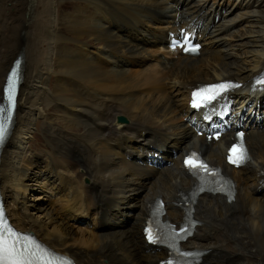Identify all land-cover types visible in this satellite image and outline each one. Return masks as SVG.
<instances>
[{
	"label": "bare ground",
	"instance_id": "1",
	"mask_svg": "<svg viewBox=\"0 0 264 264\" xmlns=\"http://www.w3.org/2000/svg\"><path fill=\"white\" fill-rule=\"evenodd\" d=\"M176 15L202 21L199 58L159 46ZM18 53L23 83L0 158V189L18 229L77 264H154L161 253L138 236L147 204L158 194L171 200L191 181L173 157L160 170L137 160L151 147L203 145L182 119L186 89L230 77L244 84L230 100L237 114L245 108L250 159L229 170L234 202L199 200L202 225L189 247L207 250L199 264H264V86L249 92L264 68V0H0V98ZM38 123L42 135L27 146ZM222 146L208 158L220 163ZM42 183L58 195V209L44 197L28 200ZM81 216L95 227L75 228Z\"/></svg>",
	"mask_w": 264,
	"mask_h": 264
},
{
	"label": "snow or ice",
	"instance_id": "2",
	"mask_svg": "<svg viewBox=\"0 0 264 264\" xmlns=\"http://www.w3.org/2000/svg\"><path fill=\"white\" fill-rule=\"evenodd\" d=\"M185 50L195 51L196 49L191 48ZM16 79L17 73L16 70L13 69L11 75L8 77V87L5 89L9 104L8 120L11 119V109L14 107V86ZM257 83H264V81H257ZM234 86L235 85H231L230 83L212 84L198 92H194L193 106L200 107L202 104L215 99L217 95L227 88ZM2 111L3 109H0V112ZM6 130V121L0 120V141L3 140ZM240 135L242 136L243 134ZM229 152L228 159L230 163L239 165L247 159L246 150L242 145H233ZM192 156L194 157L195 153H193ZM185 163L194 170L199 168L208 171L207 165L197 163L195 160L188 159ZM0 216H2V213H0ZM146 231L148 232L149 240L157 242L151 231L147 229ZM169 246L175 247L174 244H170ZM182 255L187 256L190 255V253H182ZM0 264H73V262L68 257L52 253L49 249L43 247L33 239L26 238L21 242L18 238V234L14 233L11 228L6 229L4 227V222L0 220ZM169 264H171V261Z\"/></svg>",
	"mask_w": 264,
	"mask_h": 264
},
{
	"label": "rangeland",
	"instance_id": "3",
	"mask_svg": "<svg viewBox=\"0 0 264 264\" xmlns=\"http://www.w3.org/2000/svg\"><path fill=\"white\" fill-rule=\"evenodd\" d=\"M61 6H60V10H61ZM74 8H75V5H72L71 3L67 6L66 10H65V13H70V12H73L74 11ZM60 10H59V13H60ZM63 10V9H62ZM57 13V12H56ZM64 31V30H63ZM122 69H127L125 67H123ZM51 79V77H50ZM44 81H48V77H44ZM48 86H51V84L49 83ZM37 122V121H36ZM35 134V133H34ZM30 142V141H29ZM36 200V199H35ZM37 201V200H36Z\"/></svg>",
	"mask_w": 264,
	"mask_h": 264
}]
</instances>
